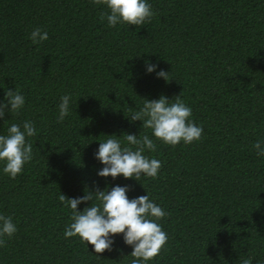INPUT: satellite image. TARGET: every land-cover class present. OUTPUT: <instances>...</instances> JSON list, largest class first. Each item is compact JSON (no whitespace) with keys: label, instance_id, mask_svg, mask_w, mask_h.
<instances>
[{"label":"trees","instance_id":"16d2710c","mask_svg":"<svg viewBox=\"0 0 264 264\" xmlns=\"http://www.w3.org/2000/svg\"><path fill=\"white\" fill-rule=\"evenodd\" d=\"M149 3L154 14L144 24L109 27L93 0H0V99L16 87L26 101L0 118V133L24 119L36 128L27 138L32 161L15 178L0 173V212L17 224L0 264H129L120 235L99 254L63 237L69 213L57 193L82 195L86 184H127L129 198L147 191L164 209L158 223L168 240L149 264H264V158L251 147L264 136V0ZM35 27L48 39L33 44ZM146 62L170 78L146 73ZM65 93L71 111L58 123ZM161 94L190 105L200 140L153 138L156 150L145 154L161 161L155 178L97 176L98 140L150 135L124 112Z\"/></svg>","mask_w":264,"mask_h":264},{"label":"clouds","instance_id":"9594fccd","mask_svg":"<svg viewBox=\"0 0 264 264\" xmlns=\"http://www.w3.org/2000/svg\"><path fill=\"white\" fill-rule=\"evenodd\" d=\"M93 3L103 5L107 10L101 12L100 19H106L109 27L118 24L140 26L154 14L149 0H93ZM28 38L33 44H39L48 39V32L35 27L28 33ZM145 72L154 73L165 81L170 78L169 71L157 70L154 63L146 62ZM25 102V96L16 87L7 89L4 98L0 99V118L6 113L10 116L18 114ZM72 102L71 93L60 96L55 115L58 123L69 115ZM124 115L129 124L141 121L140 129H148L151 134L145 132L141 135L140 131L105 134L103 139L98 140L93 153L94 159L102 165L96 169L99 177L111 176L115 180L120 175L140 182L141 177L155 178L161 161L145 154L156 150L153 138L170 146L181 142L187 145L200 140L203 132L202 126L190 119L191 107L180 94L173 98L163 94L158 98L142 97L137 110H130L128 114L124 112ZM34 135L36 128L30 119L7 125L0 133V173L15 178L23 171L24 165L32 161L33 147L27 138ZM251 147L257 157L264 158V136L256 139ZM129 191L131 186L127 184H105L103 188H90L86 184L82 195L70 197L61 191L57 193L58 201L69 213L63 237H76L87 248L91 245V252L99 254L111 251L115 237L120 235L123 244L131 247V252L126 255L131 257L129 264H149L168 240L158 223L166 212L150 198L147 191L144 195L131 198ZM81 203L84 207L78 208ZM16 231L17 224L12 216L0 212V246ZM239 264H251L250 258L241 259Z\"/></svg>","mask_w":264,"mask_h":264}]
</instances>
